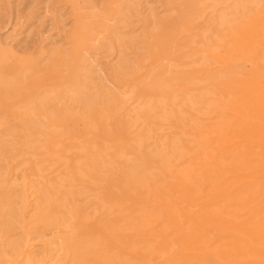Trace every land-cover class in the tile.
<instances>
[{
  "label": "bare ground",
  "instance_id": "1",
  "mask_svg": "<svg viewBox=\"0 0 264 264\" xmlns=\"http://www.w3.org/2000/svg\"><path fill=\"white\" fill-rule=\"evenodd\" d=\"M125 2L131 0L118 3L113 11L116 24L122 12L119 4ZM208 5L214 42L201 35L194 45L204 61H213L209 78L201 81L203 89L192 85L170 49L162 59L172 79L168 77L161 97L150 100L144 112L153 132L166 121L172 134L189 136L196 146L180 145L172 153L167 146L145 154L123 119L110 129L112 144L100 151L72 152L43 134L38 137L45 144L32 149L35 154L23 148L21 156L28 151L33 158H44L43 163L54 158L49 168L62 173L56 182L50 176L40 178L46 171L39 165L25 170L20 211L30 207L39 217L44 212L39 199L45 197L68 210L73 220L52 225V234L61 240L53 246L56 255L36 259V264H82L75 255L82 243L94 249L91 264H264V0H210ZM76 27L86 30L79 17ZM87 74L79 60L64 96L41 97L13 115V121L23 123L21 116L37 114L49 124L56 115L50 105H62L65 94L83 104L81 97L91 83L82 81ZM171 87L179 89V99L170 97ZM186 93L194 95L186 99ZM96 98H85L86 111L72 103L75 108L68 112L88 132L103 130L108 122L98 113ZM112 102L118 113L119 102ZM125 156L133 161H125ZM89 183L98 190L94 202L86 191ZM92 208L104 212L107 221L101 225L88 220ZM17 242L10 246L11 254L31 262L32 247ZM60 251L69 256L61 258Z\"/></svg>",
  "mask_w": 264,
  "mask_h": 264
},
{
  "label": "rangeland",
  "instance_id": "2",
  "mask_svg": "<svg viewBox=\"0 0 264 264\" xmlns=\"http://www.w3.org/2000/svg\"><path fill=\"white\" fill-rule=\"evenodd\" d=\"M118 1L0 0V264H36V259L55 256L53 246L61 240L58 234H52V225L62 220L73 221L68 210L49 203L45 197L39 199L44 210L39 217L30 207L25 212L20 211V184L25 170L39 165L46 171L39 177L50 176L56 182L62 173L49 168L54 164V158L43 163L44 158H39V152L34 158L28 151L30 156L26 152L21 156L23 148L39 150L45 144L43 140L50 139L51 143L64 145L72 152L81 153L85 148L100 151L112 144H108L112 140L110 129L123 119L132 126L130 131L136 135L135 142L140 143L145 154L165 150L167 146V153H172L180 145H197L193 138L180 132L172 134L166 121L160 122L158 130L153 132L155 127L147 126L144 112L148 105L151 107L150 100L161 97L168 77L172 79V74L164 72L167 61L162 59L170 49L178 57L175 63L183 68L181 71L189 73L192 85L198 90L203 89L201 81L209 78L213 61H204L205 57L194 45L201 35L214 42L210 31V0H131L129 4H119L122 12L116 24L112 14L124 0ZM197 8L195 14L193 10ZM146 16H150L148 22H144ZM77 17L86 30L76 27ZM94 39L98 42L93 43ZM79 60L84 61L88 69L82 81L91 82L87 83L81 97L84 105L74 103L73 95L65 94L62 105L58 101L50 105L56 115L49 124L42 123L38 116L35 117L37 114L21 116L23 123L13 121V115L20 114L24 106L28 107L41 97L64 96L65 87L68 88L74 79ZM178 90L171 87L170 97L179 99ZM192 95L186 93L185 98ZM95 96L98 104L95 107L108 122L103 130L88 132L68 112L75 106L86 111L85 98ZM112 101L119 102L118 113L114 111ZM175 103L178 108L177 101ZM200 108L208 109L206 105ZM41 134L44 139L38 137ZM124 159L133 161L126 156ZM85 187L89 201L94 202L98 190L91 183ZM87 215L88 220L101 225L107 221L106 214L96 212L94 208ZM16 241L18 246L28 244L32 247L30 253L34 259L31 262L25 263L19 254H11L10 246ZM93 250L82 243L75 255L82 264H91ZM58 254L63 259L69 256L62 251Z\"/></svg>",
  "mask_w": 264,
  "mask_h": 264
}]
</instances>
